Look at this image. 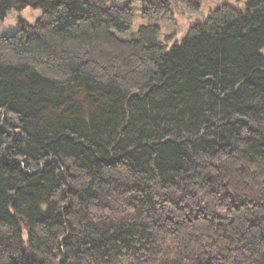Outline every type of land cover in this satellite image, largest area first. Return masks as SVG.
Masks as SVG:
<instances>
[{"label": "trees", "instance_id": "1", "mask_svg": "<svg viewBox=\"0 0 264 264\" xmlns=\"http://www.w3.org/2000/svg\"><path fill=\"white\" fill-rule=\"evenodd\" d=\"M110 1L0 0V264H264V0Z\"/></svg>", "mask_w": 264, "mask_h": 264}, {"label": "rangeland", "instance_id": "2", "mask_svg": "<svg viewBox=\"0 0 264 264\" xmlns=\"http://www.w3.org/2000/svg\"><path fill=\"white\" fill-rule=\"evenodd\" d=\"M143 0H111L110 5L117 7L130 6L133 13V26L130 31L123 34H116L120 39H132L136 37L140 26L146 24L141 17V6ZM223 4H228L241 11L246 10L247 0H209L204 2L197 11H190L183 5L173 6L171 11L174 15V24L160 23V34L158 40L164 42L167 35L174 37L169 44L171 47L175 42H181L189 27L202 23L207 19L208 14ZM41 16L38 9L27 8L23 11H9L6 18L0 23V38L13 35L20 28V22L34 24Z\"/></svg>", "mask_w": 264, "mask_h": 264}]
</instances>
